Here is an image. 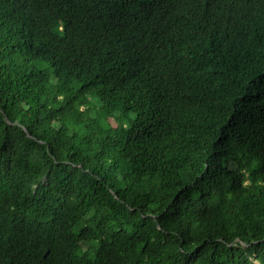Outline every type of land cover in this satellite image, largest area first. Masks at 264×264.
<instances>
[{"label": "trees", "instance_id": "obj_1", "mask_svg": "<svg viewBox=\"0 0 264 264\" xmlns=\"http://www.w3.org/2000/svg\"><path fill=\"white\" fill-rule=\"evenodd\" d=\"M0 264H264V0H0Z\"/></svg>", "mask_w": 264, "mask_h": 264}, {"label": "rangeland", "instance_id": "obj_2", "mask_svg": "<svg viewBox=\"0 0 264 264\" xmlns=\"http://www.w3.org/2000/svg\"><path fill=\"white\" fill-rule=\"evenodd\" d=\"M166 44H168V43H166ZM99 106V105H98ZM114 115H116V114H114Z\"/></svg>", "mask_w": 264, "mask_h": 264}]
</instances>
